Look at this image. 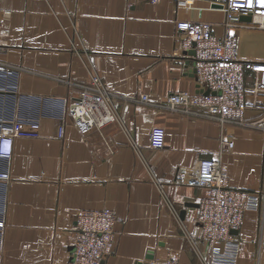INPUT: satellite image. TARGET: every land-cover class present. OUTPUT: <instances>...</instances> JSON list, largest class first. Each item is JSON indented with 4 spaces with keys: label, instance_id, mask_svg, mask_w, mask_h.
I'll list each match as a JSON object with an SVG mask.
<instances>
[{
    "label": "crops",
    "instance_id": "crops-1",
    "mask_svg": "<svg viewBox=\"0 0 264 264\" xmlns=\"http://www.w3.org/2000/svg\"><path fill=\"white\" fill-rule=\"evenodd\" d=\"M0 1L7 11L0 60L11 69L0 70V132L17 120L36 122L40 131L15 137L11 154H0V173L8 175L0 179V264H68L76 213L105 206L117 218L112 252L101 264H167L172 256L201 264L183 226L208 254L197 222L207 190L180 178L197 156H219L223 136L234 141L220 155L230 185L262 191L261 208L247 210L235 233L238 264H264L263 132L132 99L200 91L196 42L176 22L207 20L221 37V8L208 0L189 7L178 0ZM232 32L239 57L264 59L244 45L250 35L264 38V30ZM92 74L123 97L121 122L84 128L73 121L69 106L79 87L65 79L86 82ZM153 125L166 130L161 148L151 146Z\"/></svg>",
    "mask_w": 264,
    "mask_h": 264
},
{
    "label": "built area",
    "instance_id": "built-area-1",
    "mask_svg": "<svg viewBox=\"0 0 264 264\" xmlns=\"http://www.w3.org/2000/svg\"><path fill=\"white\" fill-rule=\"evenodd\" d=\"M195 1L178 0L177 3L189 7ZM208 1L212 7L224 11L223 36H217L212 23L207 20L179 19L176 22L178 29L196 42L195 73L200 91H175L157 102L152 101L146 93L132 99L152 104L159 109L214 120L223 128L228 124H237L252 127L264 134V59L239 57V37L232 32L233 28L264 30V0ZM6 12L0 1V31ZM242 15H250L251 21L241 20ZM0 70H11L10 64L0 60ZM65 81L79 87V93L72 97L69 106L75 123L84 128H102L110 122H121L117 105L123 97L114 93L99 75L92 74L86 82L71 79ZM205 90L209 91L206 93ZM248 110H254L257 114L247 116ZM62 134L61 125L59 135ZM39 135L36 122H11L0 132V154H11L15 137ZM165 136L163 126L153 125L149 133L151 146L163 147ZM233 147V139L223 136L220 155ZM220 155L214 158L197 156L188 175H181L180 178V181L207 190L199 204L197 222L200 226V239L209 247L208 254H204L183 226L201 264H238L242 245L233 230L241 227L247 210H258L262 204L261 190L230 185ZM7 177V174L0 173V179ZM116 218L113 208L107 206L79 210L71 225L74 249L68 264H101L114 246ZM167 264H178L177 256L169 258Z\"/></svg>",
    "mask_w": 264,
    "mask_h": 264
},
{
    "label": "rangeland",
    "instance_id": "rangeland-1",
    "mask_svg": "<svg viewBox=\"0 0 264 264\" xmlns=\"http://www.w3.org/2000/svg\"><path fill=\"white\" fill-rule=\"evenodd\" d=\"M246 48L249 51L256 52L257 54L264 53V38L263 36L250 35L245 41Z\"/></svg>",
    "mask_w": 264,
    "mask_h": 264
},
{
    "label": "water",
    "instance_id": "water-1",
    "mask_svg": "<svg viewBox=\"0 0 264 264\" xmlns=\"http://www.w3.org/2000/svg\"><path fill=\"white\" fill-rule=\"evenodd\" d=\"M241 20H245V21H251L252 17L250 15H242L241 17ZM192 53H195V50L192 51ZM209 90H205V92L207 93ZM183 215V213H182ZM234 233H237L238 232V229H234L233 230Z\"/></svg>",
    "mask_w": 264,
    "mask_h": 264
}]
</instances>
